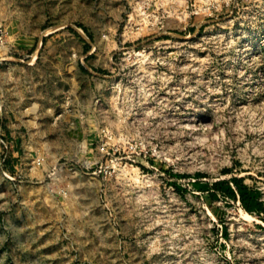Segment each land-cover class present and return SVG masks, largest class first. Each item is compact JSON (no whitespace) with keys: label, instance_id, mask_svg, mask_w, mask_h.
<instances>
[{"label":"rangeland","instance_id":"374dc122","mask_svg":"<svg viewBox=\"0 0 264 264\" xmlns=\"http://www.w3.org/2000/svg\"><path fill=\"white\" fill-rule=\"evenodd\" d=\"M0 264H264V0H0Z\"/></svg>","mask_w":264,"mask_h":264},{"label":"trees","instance_id":"16d2710c","mask_svg":"<svg viewBox=\"0 0 264 264\" xmlns=\"http://www.w3.org/2000/svg\"><path fill=\"white\" fill-rule=\"evenodd\" d=\"M234 182H235V183L238 185V187L240 188V190H241V192H242V200H243V202L245 203L246 198H245V196H244V191L247 190L248 188L245 187V186H241V185L239 184V180H238L237 178H234Z\"/></svg>","mask_w":264,"mask_h":264},{"label":"bare ground","instance_id":"6f19581e","mask_svg":"<svg viewBox=\"0 0 264 264\" xmlns=\"http://www.w3.org/2000/svg\"><path fill=\"white\" fill-rule=\"evenodd\" d=\"M51 30V29H50Z\"/></svg>","mask_w":264,"mask_h":264}]
</instances>
